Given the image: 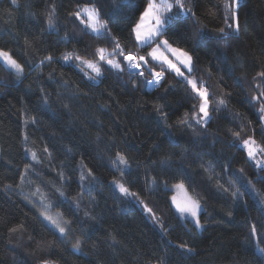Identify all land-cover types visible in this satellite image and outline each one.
I'll list each match as a JSON object with an SVG mask.
<instances>
[{
  "label": "trees",
  "instance_id": "trees-1",
  "mask_svg": "<svg viewBox=\"0 0 264 264\" xmlns=\"http://www.w3.org/2000/svg\"><path fill=\"white\" fill-rule=\"evenodd\" d=\"M53 2L57 5L59 35L68 32L75 37L73 42L57 43L56 33L48 34L50 30H47L45 20ZM240 3L239 38L232 40L229 48L219 49L215 54L210 48L198 52L200 62L196 65L195 75L206 81L210 90H214V96L221 91H230L234 95L229 101L228 111L224 113L227 119H216L214 114L207 140L204 141L209 145L204 151L213 153L217 159L214 160L213 155H202L196 164L201 159L212 161L216 165L215 171L221 173V182L227 186V181L232 180L242 192H248L247 181L255 183L257 180L254 167L245 163L241 151L228 147L231 139L226 133L229 128L247 125V119H251L253 123L245 128L243 135L255 134L257 141L261 140L256 116L252 114L254 109L247 108L244 98L255 94L252 77L264 62V0H240ZM214 5H219L216 17L208 15L210 9L217 11ZM188 6L194 7L198 19L209 28L223 26V0H195L194 5ZM75 7L76 0H18L16 6L11 5V0H0V48L12 53L18 62L26 64L25 77L20 82L0 67V81L8 85L0 94V264H41L45 259L57 264H159L161 258L166 259V264H176L178 258L172 249L177 235L180 234L182 239L191 238L179 228L169 236H163L140 207L125 202L118 192L114 197L107 186L114 176L119 178V173H113L107 167V146L113 143L132 157L134 170L137 160L140 162L139 182L131 186L132 191L145 188L146 171L163 178L158 164L161 154H153L151 149L164 139L159 131L162 125L152 106L164 89L137 88L132 91L127 68L119 77L116 73H106L104 81L99 83L87 81L79 68L59 61L36 67L50 54L59 57L65 51L75 50L83 55L86 51H94L97 46L108 47L111 51L109 44L83 34L80 30L82 26L71 22L67 14ZM108 11L105 6L104 12ZM119 27L124 32L120 37L121 43L127 44L133 52L143 55L150 50L149 47L137 48L134 40L128 41V29L124 24ZM113 31L119 35L115 29ZM26 38L28 44L25 43ZM170 38L174 43L179 39L171 34ZM37 73H41L39 78ZM49 73H52L51 79ZM242 76L246 79H241L237 86L235 80ZM64 81L68 82L67 86ZM169 82L172 89L165 96V101L168 102V122L172 123L186 110L181 104L188 106L191 101L184 98L186 88L177 84L174 76H168L165 85ZM93 83H98V86H86ZM124 84L128 87H122ZM41 88L51 93V111L36 110L41 102ZM73 92L79 94L78 98H71ZM57 93L62 94L71 114L55 103ZM52 111L57 113V117H52ZM236 111L247 119L231 122L229 113ZM25 114L36 116L38 123L25 124ZM101 121L102 126H98ZM172 131L181 137L179 147L167 149L172 153L173 172L179 167L182 157L186 164L191 165L190 183L206 209L201 217L204 229L195 239V250L187 254L188 258L180 264H264V258L255 255L256 241L246 243L250 240L249 232L253 224L264 236V205H260L251 192L239 205H234L230 197L217 193L214 179L212 183L208 181L210 173H202L191 164L197 147L188 142L190 131L177 127ZM97 133L102 137L99 143L95 142ZM213 135L218 139L214 140ZM213 144L215 147H210ZM46 146L48 152L44 151ZM68 148L71 153L66 151ZM26 149L35 152L40 163L34 162ZM115 151L113 147L112 153ZM80 161L87 166L85 171L93 168L98 177L91 184L87 180L84 182L82 194L77 184H62L57 175L64 172L66 177H78L79 168L76 165ZM228 162H231V169L243 168L244 172L230 170L222 173L221 169ZM26 163L34 167L25 170ZM21 173H24L23 177ZM174 182L169 179L170 184ZM5 185L12 187L5 188ZM255 187L264 191L262 183H255ZM58 188L80 203L76 215L84 223L72 225L76 235L80 234L82 227L87 228L94 223L84 217L85 211L100 219L82 252H73L70 244L66 245L58 239V234L40 215V207L51 202L52 206L47 208L50 212L64 213L65 219H72L67 212L71 201L60 202ZM90 188H94L90 193L95 197L94 201L89 200ZM170 196L171 191H156L154 194L144 191L141 199L166 222L175 224L167 206ZM9 229L16 231L10 232ZM261 246L264 247V243Z\"/></svg>",
  "mask_w": 264,
  "mask_h": 264
},
{
  "label": "snow or ice",
  "instance_id": "snow-or-ice-1",
  "mask_svg": "<svg viewBox=\"0 0 264 264\" xmlns=\"http://www.w3.org/2000/svg\"><path fill=\"white\" fill-rule=\"evenodd\" d=\"M18 0H11V5L16 6ZM195 0H76V7L67 15L71 18L73 24H78L81 27V32L85 35L94 37L97 40L106 42L111 46V51L108 47H95L92 52H85L83 55L78 51H65L59 57L52 54L46 56L41 61V64L36 67H42L45 63L52 64L57 61L62 64L72 65L79 68L83 72L87 81L102 83L106 78V73H123L125 68L128 69L129 77L131 78V90L135 91L137 88L158 90L163 88V94L157 97V101L153 102V110L157 115L159 123L162 125L159 128L161 136L164 138L160 142L153 145L151 151L153 154L160 153L161 158L158 161L162 177L151 175L148 171L144 174L145 188L141 191H132L131 186L139 182V167L140 162L137 160L136 169L133 168L132 157L125 151L120 149L114 143L107 146L108 163L107 167L113 173H119V178L115 176L108 182V189L115 197L119 193L125 202L135 203L141 208L142 213L151 220L153 227L158 228L160 233L167 237L170 233L176 232L179 228L182 233L191 239H182L180 234L177 235V242L173 245L172 251L175 253L176 264L188 258L187 254L194 252V243L200 231L204 229L201 223V217L206 209L202 202V198L196 194L195 188L192 187L191 173L193 168L191 165L185 163L182 157L179 162V167L173 172L172 168V153L167 151L168 148H177L181 143V137L175 135L172 131L174 127L180 129H188L191 133L189 141L194 147H197L195 158L191 164L202 173H210L208 176L209 183L213 182L214 186L221 196L230 197L234 205H239L240 201L248 192H251L257 198L260 205H264V191L257 189L255 183L264 184V62L260 65V70L252 77V91L255 93L250 97L245 96L244 103L248 109H254L253 115L256 116V123L259 125L260 141H257L255 134L243 135L245 128L252 125V120L244 117L242 113L236 111L229 113L231 115V122L247 119V125L241 124L238 128L227 129V135L231 139L228 147L236 148L243 153L245 163L250 167H254L256 182L248 180L246 187L248 192H242L232 180L225 183L221 182V173L215 171L216 165L212 161L200 160L196 164V160L202 155H213V159H217L213 153L205 152L204 149L209 147L204 141L207 140V133L212 126L213 116L216 119H227L224 113L228 111V105L231 97L234 95L230 91H221L214 96V90H210L206 81L195 75L197 71L196 65L200 62L198 52L204 48H210L215 54L219 49H227L230 47V42L239 38L241 29L240 25V9L242 7L240 0H223V26H215L209 28L207 24L201 22L194 7ZM107 6L109 11L104 12V7ZM214 11L209 10L208 15L216 17L218 15L219 5H214ZM57 5L53 2L49 5V10L46 14L45 23L49 35L52 32L56 33L57 43L63 42L68 44L75 40V37L65 32L63 36L59 35V26L56 23ZM189 22L191 29H189ZM123 23L124 27L128 29V41L134 40L137 48L149 47L150 51L140 55L133 52L127 47V44L121 43L120 37L124 34L123 29L119 25ZM119 35L114 34V30ZM172 36L179 37L175 43L171 40ZM28 44L29 41L25 40ZM79 43V41H76ZM154 45V46H153ZM91 57V58H89ZM0 67L9 73V76H14L17 82L22 81L25 77L26 64L18 62L13 54L9 51L0 48ZM87 69L88 71H85ZM147 74V75H146ZM41 73H37V77ZM63 75V74H61ZM174 76L177 84H183L186 88L185 99L191 101L190 105L186 107L183 115L178 117L174 122L169 123V112L167 111L168 102L165 101L172 89V84L169 82L165 85L168 76ZM151 77L150 79L148 77ZM49 78H52V73H49ZM241 79L246 77L236 78V85H240ZM65 86L68 82L64 81ZM0 94L3 93V81H0ZM88 87H96L98 83L87 84ZM122 87L127 88L124 84ZM243 91V90H242ZM111 96V92L108 93ZM147 94V93H146ZM78 93L71 94L72 99L78 98ZM87 95V93H83ZM51 93L45 92L43 88L40 89V104L37 106V111H51L50 100ZM62 108L71 114L69 105L63 102L62 94L57 93V100ZM147 103V101H146ZM258 105V107H257ZM23 111V109L21 110ZM52 117H57V113L52 111ZM62 115V114H61ZM51 118V117H50ZM24 123H38L36 116L28 117L25 114ZM102 121L98 126H102ZM255 133V128H253ZM192 137H195L193 139ZM27 139V137H25ZM213 139H218L213 135ZM102 141L99 133L96 134L95 142ZM116 151L112 153V148ZM210 147H215V144ZM29 152L32 160L40 163L35 152L26 149ZM48 152V147L44 148ZM71 153V149H66ZM51 158V153H49ZM103 160V156L100 157ZM155 163V162H154ZM34 167L32 164L26 163L25 170ZM79 168L78 177L72 175L65 176L64 172H58L62 184H77L81 189V194L84 191V182L87 180L90 184L97 181L95 169L87 168L82 161L77 162ZM230 170L238 173H243L244 169H231V162L225 163L221 169L222 173H227ZM76 168L73 169V172ZM24 173H21L23 177ZM179 177V178H177ZM127 178V179H125ZM169 179L174 180V183H169ZM12 185H5V188H10ZM89 189V200L94 201L95 197L91 196ZM176 191L182 195H172L168 197V208L172 213L175 224L166 222L162 215H158L152 207L141 199V194L144 191L154 194L156 191ZM58 192V199L60 202L71 201L68 207V215L72 219H65L64 213H57L55 216L47 214L42 211L40 215L48 225L58 233V239L70 244L73 252H82L85 243L91 238V232L95 231V225L100 223V219L91 215L89 212H84V217L87 220L93 221L87 228H81L80 234H75V229L72 227L74 223L83 224L76 213L80 210V203L78 200L72 199L61 189H56ZM35 195V193L33 194ZM118 197V198H119ZM31 203V201H29ZM43 204V201H41ZM247 203V202H246ZM51 202L44 204V207L50 208ZM191 225V227H189ZM10 232L16 229H9ZM250 243L255 240V255L264 258V236L258 231V228L253 224L249 232ZM113 242L115 238L112 237ZM172 243V241H169ZM41 264H57L55 261L42 260ZM159 264H166V259L161 258Z\"/></svg>",
  "mask_w": 264,
  "mask_h": 264
},
{
  "label": "rangeland",
  "instance_id": "rangeland-1",
  "mask_svg": "<svg viewBox=\"0 0 264 264\" xmlns=\"http://www.w3.org/2000/svg\"><path fill=\"white\" fill-rule=\"evenodd\" d=\"M150 51V50H149ZM151 77H149V79H150ZM172 195H177V196H180V195H182L181 193H179V192H176V191H171V196ZM42 211H45V212H47V214H49V215H52V216H55L58 212L57 211H49L48 209H46L45 207H40V212H42ZM43 221H44V219H42ZM47 225H48V223H47V221H44ZM49 226V225H48ZM50 227V226H49ZM51 228V227H50ZM52 229V228H51ZM54 230V229H53ZM55 231V230H54ZM58 234V233H57ZM59 235V234H58Z\"/></svg>",
  "mask_w": 264,
  "mask_h": 264
}]
</instances>
